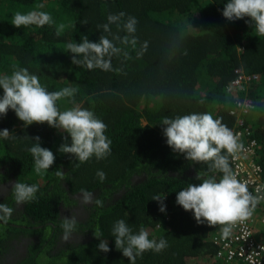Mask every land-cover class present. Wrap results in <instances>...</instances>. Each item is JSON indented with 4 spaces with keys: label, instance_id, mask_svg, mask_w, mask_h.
I'll list each match as a JSON object with an SVG mask.
<instances>
[{
    "label": "trees",
    "instance_id": "obj_1",
    "mask_svg": "<svg viewBox=\"0 0 264 264\" xmlns=\"http://www.w3.org/2000/svg\"><path fill=\"white\" fill-rule=\"evenodd\" d=\"M238 118L264 169V0H0V264H227Z\"/></svg>",
    "mask_w": 264,
    "mask_h": 264
},
{
    "label": "built area",
    "instance_id": "obj_2",
    "mask_svg": "<svg viewBox=\"0 0 264 264\" xmlns=\"http://www.w3.org/2000/svg\"><path fill=\"white\" fill-rule=\"evenodd\" d=\"M252 76L242 72L232 87L251 81ZM253 105L250 101L237 102V111L248 113ZM239 127L216 132L228 148L231 171L223 190L232 194V204L227 212L230 230L216 240L219 246L217 258L227 264H264V244L254 234L249 209L264 204V169L258 162L259 144L250 127L238 118ZM264 224V218L261 220Z\"/></svg>",
    "mask_w": 264,
    "mask_h": 264
},
{
    "label": "flooded vegetation",
    "instance_id": "obj_3",
    "mask_svg": "<svg viewBox=\"0 0 264 264\" xmlns=\"http://www.w3.org/2000/svg\"><path fill=\"white\" fill-rule=\"evenodd\" d=\"M12 183L13 182L10 181L5 184H0V199L3 197L5 191L8 190V187L11 186ZM72 197L78 201L77 205L70 207L65 211L62 210L63 208L61 206L62 213L67 216L66 218H69V219L76 218V220H81L82 217L87 215L84 210H86V207H89L91 205V202H90L91 197L85 196V195H79V194H76L75 196H72ZM16 206L20 211L23 210V206L21 203H17ZM75 236H76L75 233L67 234L65 235V238L66 240L68 238L78 239ZM34 241L36 242L38 241V239L34 237H27V236H19L18 239H14V241H12V244H11L12 248L11 250L8 251V254H6L5 260L3 261V259L1 258L2 264H15L17 260L23 258V256L25 257L28 252L29 246ZM61 243L63 244V242Z\"/></svg>",
    "mask_w": 264,
    "mask_h": 264
},
{
    "label": "crops",
    "instance_id": "obj_4",
    "mask_svg": "<svg viewBox=\"0 0 264 264\" xmlns=\"http://www.w3.org/2000/svg\"><path fill=\"white\" fill-rule=\"evenodd\" d=\"M249 214L253 221L255 238L264 244V224L261 222L264 218V204L251 207Z\"/></svg>",
    "mask_w": 264,
    "mask_h": 264
},
{
    "label": "rangeland",
    "instance_id": "obj_5",
    "mask_svg": "<svg viewBox=\"0 0 264 264\" xmlns=\"http://www.w3.org/2000/svg\"><path fill=\"white\" fill-rule=\"evenodd\" d=\"M37 161H39V160H37ZM38 163H39V162H37V164H38ZM40 165H41V163H40ZM40 168H41V167H40ZM40 168H39V169H40ZM52 253L54 254L55 252L52 251ZM48 257H49V249L46 248L45 252H44L43 255H42L41 261H44L45 259L48 260Z\"/></svg>",
    "mask_w": 264,
    "mask_h": 264
}]
</instances>
